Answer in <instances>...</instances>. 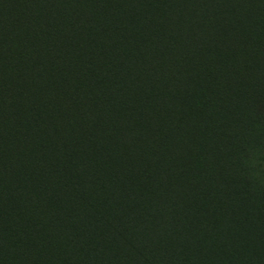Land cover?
Segmentation results:
<instances>
[{"label": "trees", "instance_id": "1", "mask_svg": "<svg viewBox=\"0 0 264 264\" xmlns=\"http://www.w3.org/2000/svg\"><path fill=\"white\" fill-rule=\"evenodd\" d=\"M0 12V264H264V0Z\"/></svg>", "mask_w": 264, "mask_h": 264}, {"label": "rangeland", "instance_id": "2", "mask_svg": "<svg viewBox=\"0 0 264 264\" xmlns=\"http://www.w3.org/2000/svg\"><path fill=\"white\" fill-rule=\"evenodd\" d=\"M237 6L239 7V5H237ZM227 14H228V12H227L226 9H225L224 13H219V12L213 10V15L214 16L212 17V19L214 20V32H213V30H210L211 27H208V28L203 29V30L195 29V30H193L192 33L194 35H197V36L204 35V39H205V41L207 42V44L209 46L219 44L217 39L215 38V35H216L215 30L217 32L219 31V34H221V35H222V33H224L222 31V27L224 26V23H225V20H223V18L224 17L227 18L229 16V14L228 15ZM231 17L233 18V16H231ZM200 18L202 19L203 17H200ZM244 21L247 22V25L248 24L249 25L252 24V21L247 19V18H245ZM213 33H214V37L212 35ZM234 39L235 38H233L232 40H234Z\"/></svg>", "mask_w": 264, "mask_h": 264}]
</instances>
